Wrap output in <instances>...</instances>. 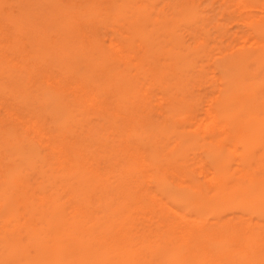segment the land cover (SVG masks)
<instances>
[{"label":"rangeland","instance_id":"1","mask_svg":"<svg viewBox=\"0 0 264 264\" xmlns=\"http://www.w3.org/2000/svg\"><path fill=\"white\" fill-rule=\"evenodd\" d=\"M0 20V220L5 219L0 221V233L8 230L0 234V264L50 260L54 237L48 235L51 233L45 224L56 232L59 225L70 228L65 230L64 236L70 237L65 250L63 244L52 254L75 251L84 256V250L90 248L93 253L87 256V264H183L181 249L172 240L164 239L172 216L173 236H179L182 224L201 228L197 248L203 255L208 253L213 264H225L229 258H237L239 264H264L262 247L251 248L252 253L246 250L254 234L263 236L264 242V231L261 235L258 228L264 225V0H0ZM254 103H258L259 110L252 115L250 107ZM220 110H228V116H222ZM235 132L243 136L241 141L231 137ZM80 158L84 159L82 164L77 162ZM70 164L71 170L67 171ZM250 177L254 181L248 182ZM140 179L144 185L139 184ZM159 202L164 205L160 206L163 214L158 215L155 206L161 205ZM179 212L187 214L185 220H181ZM34 223L43 225L44 231L39 230L42 235L47 233L42 240L45 245L41 243L43 236L33 229ZM38 234L40 241L34 238ZM95 236L101 237L94 239ZM104 237H109L108 242ZM241 239L247 240L244 245ZM201 254L195 257L201 260Z\"/></svg>","mask_w":264,"mask_h":264},{"label":"bare ground","instance_id":"2","mask_svg":"<svg viewBox=\"0 0 264 264\" xmlns=\"http://www.w3.org/2000/svg\"><path fill=\"white\" fill-rule=\"evenodd\" d=\"M7 1V0H6ZM32 2V1H31ZM100 2V1H99ZM98 2V3H99ZM186 2V1H185ZM197 2H198V0H197ZM36 3V2H35ZM47 4V3H46ZM189 4H190V2H189ZM94 5V4H93ZM98 5V4H97ZM32 6V5H31ZM51 6V5H50ZM91 7H92V5H91ZM18 8V7H17ZM182 8V7H181ZM52 10V9H51ZM260 10H261V8H260ZM54 11V10H53ZM73 11V10H72ZM58 12V11H57ZM63 12V11H62ZM166 12V11H165ZM71 13V12H70ZM168 13V12H167ZM14 14V13H13ZM60 15H62V13H59ZM68 15H69V13H67ZM2 16V15H1ZM75 16V15H74ZM73 16V17H74ZM70 17V16H69ZM107 17V16H106ZM32 18V17H31ZM62 18H64V16L62 17ZM109 18V17H108ZM107 18V19H108ZM93 19V18H92ZM109 19H112V18H109ZM142 18H140V20H141ZM17 20V19H16ZM50 20H51V18H50ZM49 20V21H50ZM53 20V19H52ZM79 20V19H78ZM1 21V20H0ZM10 21V20H9ZM30 21V20H29ZM32 21V20H31ZM2 22V21H1ZM48 22V21H47ZM62 22H63V19H62ZM89 22V21H88ZM93 22V21H92ZM259 22V21H258ZM22 23V22H21ZM94 23V22H93ZM45 24H46V22H45ZM91 24V23H90ZM112 24V23H111ZM4 25V24H3ZM25 25H27V24H25ZM47 25L48 26H50L48 23H47ZM79 25V24H78ZM198 25V24H197ZM19 26V25H18ZM18 26H16L15 25V27H17L18 28ZM97 26V25H96ZM113 26V25H112ZM78 27V26H77ZM84 27V26H83ZM166 27V26H165ZM9 28V27H8ZM7 28V29H8ZM96 28V27H95ZM94 28V29H95ZM3 29H4V27H3ZM2 29V30H3ZM55 29V28H54ZM196 30V29H195ZM223 30V29H222ZM9 31H10V29H9ZM9 31H7L8 33H9ZM52 31V30H51ZM6 32V33H7ZM52 32H54V31H52ZM251 32V31H250ZM249 32V33H250ZM1 34H2V32H1ZM24 34V33H23ZM91 35H92V33H90ZM89 34V35H90ZM4 35V34H3ZM11 35H12V33H11ZM126 35V34H125ZM202 35V34H201ZM254 35V34H253ZM25 36V35H24ZM34 36V35H33ZM97 35H95V37H96ZM8 37V36H7ZM189 37V36H188ZM204 37V36H203ZM248 37V36H247ZM187 38V37H186ZM16 39V38H15ZM14 39V40H15ZM21 39V38H20ZM252 39V38H251ZM8 40V39H7ZM26 40V39H25ZM254 40V39H253ZM1 41V40H0ZM16 41V40H15ZM109 41V40H108ZM255 41V40H254ZM10 41H8V43H9ZM4 43H6V42H4ZM14 43V42H13ZM12 43V44H13ZM32 43V42H31ZM254 43V42H253ZM113 44H115V43H113ZM3 45V44H2ZM9 45V44H8ZM22 45H23V43H22ZM41 45V44H40ZM55 45V44H54ZM138 45V44H137ZM212 45V44H211ZM234 45V44H233ZM240 45V44H239ZM253 45V44H252ZM24 46V45H23ZM255 46V45H254ZM6 47V46H5ZM33 47V46H32ZM60 47V46H59ZM58 47V48H59ZM109 47V46H108ZM259 47V46H258ZM19 48V47H18ZM38 48V47H37ZM115 48H117V47H115ZM242 48V47H241ZM256 48V47H255ZM34 49V48H33ZM82 49V48H81ZM31 50V49H30ZM115 50V49H114ZM114 50H113V52H114ZM39 51V50H38ZM45 51V50H44ZM60 51H61V49H60ZM59 51V52H60ZM3 52V51H2ZM29 52H31V51H29ZM28 52V53H29ZM127 52H128V50H127ZM5 53V52H4ZM19 53V52H18ZM62 53V52H61ZM126 53V52H125ZM132 53V52H131ZM7 54H8V52H7ZM33 54H34V52H33ZM141 54V53H140ZM147 54V53H146ZM8 55H10V54H8ZM40 55H42V54H40ZM117 55H118V53H117ZM1 56H2V54H1ZM1 56H0V58H1ZM18 56V55H17ZM63 56V55H62ZM61 56V57H62ZM65 56V55H64ZM149 56V55H148ZM250 56V55H249ZM4 57V56H3ZM37 57V56H36ZM39 57V56H38ZM81 57V56H80ZM120 57V56H119ZM8 58V57H7ZM16 58V57H15ZM23 58V57H22ZM115 58V57H114ZM247 58V57H246ZM13 59V58H12ZM39 59V58H38ZM34 60V59H33ZM63 60V59H62ZM150 60V59H149ZM6 61V60H5ZM16 61V59L14 60V62ZM8 62V61H7ZM14 62H12V63H14ZM20 62V61H19ZM36 62H37V60H36ZM27 63V62H26ZM52 63V62H51ZM51 63H49L50 65H51ZM5 64H6V62H5ZM19 64V63H18ZM22 64H24V62L22 63ZM54 64V63H53ZM157 64V63H156ZM56 65V64H55ZM65 65V64H64ZM11 66V65H10ZM25 66V65H24ZM62 66V65H61ZM69 66V65H68ZM13 67H14V65H13ZM47 67V66H46ZM54 67V66H53ZM74 67V66H73ZM58 68V67H57ZM160 68H162V67H160ZM50 70V72H51V67L49 68ZM145 70V69H144ZM156 70V69H155ZM211 70V69H210ZM60 71V70H59ZM153 71V70H152ZM45 72H47V70L45 71ZM134 72V71H133ZM69 74V73H68ZM72 74V73H71ZM57 76V75H56ZM43 77V76H42ZM51 77V76H50ZM71 78H73V77H71ZM70 78V79H71ZM126 78V77H125ZM132 78V77H131ZM262 78V77H261ZM264 78V77H263ZM65 79V78H64ZM74 79V78H73ZM72 79V80H73ZM69 80V79H68ZM249 80V79H248ZM54 81V80H53ZM66 81V80H65ZM74 81V80H73ZM167 81V80H166ZM178 81V80H177ZM61 82V81H60ZM59 82V83H60ZM72 82V81H71ZM162 82V81H161ZM7 83H8V81H7ZM46 83V82H45ZM53 83V82H52ZM52 83H51V85H52ZM74 83V82H73ZM260 83V82H259ZM33 84V83H32ZM32 84H30V86H33ZM46 84H49V82L48 83H46ZM56 84V83H55ZM63 84V82L60 84V85H62ZM67 84H68V82H67ZM67 84H64V86L66 85L67 86ZM50 85V84H49ZM69 85H71L70 83H69ZM75 85H77V84H75ZM88 85V84H87ZM84 86H86V85H84ZM221 87V86H220ZM63 88V87H62ZM89 88H90V86H89ZM84 89V88H83ZM88 89V88H87ZM123 89V88H122ZM88 90H90V89H88ZM184 90V89H183ZM66 91V90H65ZM74 91V90H73ZM73 91H72V93H73ZM83 91V90H82ZM81 91V92H82ZM68 92H71V91H69L68 90ZM156 92V91H155ZM22 93V92H21ZM78 93H80V91L78 92ZM84 93V92H83ZM87 93V92H86ZM160 93V92H159ZM80 94H82V93H80ZM144 94V93H143ZM259 94V93H258ZM74 95V94H73ZM79 95V94H78ZM94 95V94H93ZM191 95V94H190ZM77 96V95H76ZM102 97H103V95H102ZM101 97V98H102ZM107 98V97H106ZM118 98V97H117ZM178 98H179V96H178ZM0 99H2V98H0ZM5 100H6V98H4ZM73 99H74V97H73ZM114 99V98H113ZM159 99V98H158ZM4 100V101H5ZM114 100H116V99H114ZM113 100V101H114ZM203 100V99H202ZM102 101H104V100H102ZM207 101V100H206ZM9 102H10V100H9ZM11 102H12V100H11ZM19 102H21V101H19ZM116 102V101H115ZM257 102V101H256ZM85 103V102H84ZM103 103V102H102ZM101 103V104H102ZM29 104V103H28ZM32 104V103H31ZM61 104V103H60ZM99 104H100V102H99ZM115 104V103H114ZM195 104V103H194ZM1 105V104H0ZM8 105V104H7ZM13 105H14V103H13ZM12 105V106H13ZM85 105V104H84ZM98 105V104H97ZM106 105H107V103H106ZM105 105V106H106ZM175 105V104H174ZM206 105V104H205ZM204 105V106H205ZM257 105H258V103H257ZM257 105H255V103H254V106H252V107H250V112L252 113V115H255V114H258V110H259V108L257 107ZM2 106V105H1ZM16 106V105H15ZM34 106V105H33ZM17 107H18V105H17ZM35 107V106H34ZM103 107V106H102ZM227 107V106H226ZM6 109H7V106L5 107ZM4 108V109H5ZM96 108V107H95ZM208 108H209V106H208ZM11 109H12V107H11ZM10 109V110H11ZM23 109V108H22ZM22 109L20 110L19 108H18V110L19 111H22ZM37 108H35V110H36ZM113 109V108H112ZM228 109V108H227ZM13 110H14V108H13ZM12 110V111H13ZM41 110V109H40ZM208 110V109H207ZM212 110V109H211ZM14 111H16L17 112V110H16V108H15V110ZM29 111V110H28ZM31 111V110H30ZM104 110H102V112H103ZM7 112H8V110H7ZM7 112H6V114H7ZM25 112V111H24ZM109 112V111H108ZM193 112V111H192ZM220 112V114L222 115V116H228V110H220L219 111ZM46 113V112H45ZM97 113H98V111H97ZM115 113V112H114ZM195 113V112H194ZM199 113V112H198ZM249 113V112H248ZM5 114V115H6ZM18 114H19V112H18ZM18 114H17V116H18ZM22 114L23 113H21V117H22V120H23V116H22ZM26 114L28 115V112L26 111ZM42 114H44V111H43V113ZM121 114V113H120ZM123 114V113H122ZM15 115V114H14ZM27 115H25L24 114V116H27ZM31 115V114H30ZM124 115V114H123ZM128 115V114H127ZM176 115V114H175ZM247 115V114H246ZM249 115V114H248ZM10 116H11V114H10ZM19 116H20V114H19ZM84 116V115H83ZM135 116V115H134ZM176 116H178V115H176ZM211 116V115H210ZM213 116V115H212ZM12 117H13V114H12ZM11 117V118H12ZM15 117V116H14ZM20 117V118H21ZM28 117V116H27ZM42 117H44V116H42ZM214 118L216 117V119H217V116L216 115H214L213 116ZM25 118V117H24ZM30 118V117H29ZM28 118V119H29ZM157 118V117H156ZM260 118V117H259ZM7 119V118H6ZM31 119V118H30ZM35 119V118H34ZM33 119V120H34ZM42 119H44V118H42ZM142 118H140V120H141ZM144 119V118H143ZM151 119V118H150ZM215 119V120H216ZM4 120V119H3ZM18 120H19V117H18ZM24 120H26V119H24ZM32 120V119H31ZM31 120H30V122H31ZM32 120V121H33ZM136 120H138V118L136 117ZM215 120H213V122L215 123ZM142 121V120H141ZM149 121V120H148ZM12 122V121H11ZM29 122V123H30ZM40 122V121H39ZM128 122H130V120L128 121ZM146 122H147V120H146ZM194 122V121H193ZM32 123V122H31ZM47 123V122H46ZM148 123V122H147ZM150 123V122H149ZM217 123V122H216ZM16 124V123H15ZM19 124H20V122H19ZM49 124V123H48ZM131 124V123H130ZM134 124V123H133ZM143 124H145V122L143 123ZM24 125V124H23ZM34 125H36V124H34ZM33 125V126H34ZM37 125H41V124H37ZM120 125V124H119ZM216 125V124H215ZM127 126V125H126ZM143 126V125H142ZM36 127V126H35ZM147 127H149V126H147ZM157 127H158V125H157ZM187 127V126H186ZM197 127V126H196ZM202 127V126H201ZM213 127V126H212ZM31 128V127H30ZM134 128V127H133ZM146 128V127H145ZM189 128V127H188ZM218 128H220V127H218ZM221 128H223V127H221ZM24 129V128H23ZM127 129H128V127H127ZM148 129V128H147ZM150 129V128H149ZM227 130H228V128H226ZM40 130V129H39ZM39 130H38V132H39ZM114 130V129H113ZM126 130V129H125ZM155 130V129H154ZM223 130V129H222ZM225 130V129H224ZM139 131V130H138ZM169 131V130H168ZM187 131H189V130H187L186 129V132ZM34 132V131H33ZM127 132V131H126ZM153 132V131H152ZM225 132V131H224ZM227 132V131H226ZM28 133H30V131L28 132ZM54 133V132H53ZM56 133V132H55ZM148 133V132H147ZM22 135H23V133H21ZM27 134V133H26ZM34 134V133H33ZM35 134H36V132H35ZM39 133H37V135H38ZM61 134H62V132H61ZM64 134V133H63ZM150 134V133H149ZM1 136V135H0ZM82 136V135H81ZM216 136V135H215ZM247 136V135H246ZM39 137V136H38ZM59 138H60V136H58ZM67 137V136H66ZM203 137V136H202ZM231 137L234 139V140H237V141H241V137H243L241 134H239V133H237V132H235V133H233L232 135H231ZM3 138V137H2ZM25 138V137H24ZM39 138H41V137H39ZM55 138V137H54ZM78 138V137H77ZM119 138V137H118ZM120 138H123V136L122 137H120ZM152 138H153V136H152ZM158 138H159V136H158ZM157 138V139H158ZM201 138V137H200ZM1 139V138H0ZM42 139V138H41ZM125 139V138H124ZM155 139H156V137H155ZM214 139V138H213ZM3 140V139H2ZM27 140V139H26ZM72 140V139H71ZM71 140H70V142H71ZM216 140H217V138L215 139V142H216ZM1 141V140H0ZM52 141V140H51ZM75 141V140H74ZM130 141H132V140H130ZM3 142V141H2ZM25 142V141H24ZM102 142V141H101ZM123 142V141H122ZM129 142V141H128ZM134 142V141H133ZM207 142H209V140H207ZM223 142V141H222ZM227 142V141H226ZM235 142V141H234ZM9 143V142H8ZM51 143V142H50ZM50 143H48V144H50ZM55 143V142H54ZM66 143V142H65ZM68 143H69V141H68ZM75 143V142H74ZM91 143H92V141H91ZM91 143H90V145H91ZM131 143V142H130ZM212 143H213V141H212ZM39 144H40V142H39ZM56 144V143H55ZM77 144H78V142H77ZM136 144V143H135ZM169 144V143H168ZM65 145V144H64ZM89 145V146H90ZM131 145V144H130ZM130 145H128V146H130ZM177 145V144H176ZM60 146H62V145H60ZM71 146V145H70ZM69 146V147H70ZM132 146H134L133 144H132ZM137 146V145H136ZM167 146V145H166ZM192 146V145H191ZM237 146V145H236ZM27 148H28V146H26ZM100 147V146H99ZM140 147H141V145H140ZM235 147V146H234ZM8 148H9V145H8ZM41 148V147H40ZM105 148V147H104ZM121 148H122V145H121ZM124 148V147H123ZM126 148H127V146H126ZM136 148H138V147H136ZM143 148H145V147H143ZM158 148V150L160 151V150H162V149H159V147H157ZM232 148V147H231ZM48 149V148H47ZM56 149V148H55ZM54 149V150H55ZM65 149V148H64ZM112 149V148H111ZM196 149H198V148H196ZM247 149H249V148H247ZM67 150V149H66ZM71 150V149H70ZM98 150V149H97ZM119 150V149H118ZM132 150H133V147H132ZM191 150V149H190ZM234 150V149H233ZM72 151H73V149H72ZM71 151V152H72ZM80 151V150H79ZM82 151V150H81ZM113 151V150H112ZM129 151V150H128ZM196 151H198V150H196ZM69 152V151H68ZM71 152H69V154L71 153ZM126 152H127V150H126ZM137 152V151H136ZM138 152H139V148H138ZM233 152V151H232ZM42 153V152H41ZM62 154H63V152H61ZM133 153V152H132ZM134 153H135V147H134ZM133 153V154H134ZM168 153V152H167ZM196 153H198V152H196ZM238 153V152H237ZM55 154H56V152H55ZM144 154V153H143ZM8 155V154H7ZM95 155H96V157L98 156V153L97 152H95ZM103 155H104V153H103ZM112 155V154H111ZM160 155V154H159ZM244 155V154H243ZM248 155V154H247ZM123 156V155H122ZM128 156H129V154H128ZM162 156H164V155H162ZM223 156V155H222ZM257 156V158H258V155H256ZM82 157V156H81ZM138 157V156H137ZM156 157V156H155ZM221 157V156H220ZM236 157V156H235ZM250 157V156H249ZM34 158V157H33ZM61 158V157H60ZM68 158V157H67ZM73 158H74V156H73ZM113 158V157H112ZM200 158V157H199ZM256 158V157H255ZM86 159V158H85ZM111 159V158H110ZM133 159H135V158H133ZM143 159V158H142ZM236 159V158H235ZM245 159V158H244ZM247 159V158H246ZM262 159V158H261ZM23 160V159H22ZM60 160V159H59ZM71 160V159H70ZM111 160H114V159H111ZM128 160V159H127ZM145 160H147L146 158H145ZM144 160V161H145ZM260 160V159H259ZM39 161V160H38ZM57 161V160H56ZM81 162V164L84 162V159H79L77 162ZM98 161V160H97ZM133 161V160H132ZM165 161V160H164ZM180 161V160H179ZM179 161L178 162H176L177 164L179 163ZM194 161H196L195 159H194ZM221 161V160H220ZM255 161H257V160H255ZM254 161V162H255ZM18 163H19V161H17ZM21 162H23V161H21ZM128 162H129V160H128ZM139 162V161H138ZM170 162V161H169ZM181 162V161H180ZM183 162V161H182ZM238 162V161H237ZM254 162H253V164H254ZM259 162V161H258ZM257 162V163H258ZM54 163V162H53ZM57 163V162H56ZM73 163V162H72ZM131 163H133V164H135L134 162H130V164ZM143 163V162H142ZM260 163V162H259ZM262 163V162H261ZM47 164V163H46ZM52 164V163H51ZM60 164V163H59ZM81 164H80V166H81ZM85 164V163H84ZM87 164H88V162H87ZM102 164V163H101ZM145 164V163H144ZM161 164V163H160ZM210 164V163H209ZM238 164V163H237ZM264 164V163H263ZM21 165V164H20ZM23 165H24V163H23ZM22 165V166H23ZM49 166H50V164H48ZM127 165V164H126ZM164 165V164H163ZM170 165V164H169ZM255 165V164H254ZM58 166V165H57ZM62 166V165H61ZM60 166V167H61ZM71 166H72V164H70V167L69 168H67V171H70L71 170ZM89 166V165H88ZM96 166V165H95ZM102 166V165H101ZM122 166V165H121ZM128 166V165H127ZM133 166V165H132ZM135 166V165H134ZM133 166V167H134ZM148 166V165H147ZM166 166V165H165ZM207 166V165H206ZM21 167V166H20ZM54 168L56 167L55 165L53 166ZM85 167V166H84ZM94 167V166H93ZM125 167V166H124ZM132 167V168H133ZM144 167H145V165H144ZM164 167V166H163ZM171 167V166H170ZM174 167V166H173ZM198 167V166H197ZM240 167V166H239ZM43 168V167H42ZM59 168V167H58ZM154 168V167H153ZM172 168V167H171ZM177 168V166L175 167V169ZM194 168V167H193ZM209 168V167H208ZM235 168V167H234ZM254 168L256 169V166H254ZM258 168V167H257ZM105 169V168H104ZM109 169V168H108ZM126 169V168H125ZM127 169H129V168H127ZM126 169V170H127ZM134 169H135V167H134ZM143 169H145V168H143ZM143 169L141 170V171H143ZM150 169V168H149ZM168 169H170V168H168ZM167 169V170H168ZM1 170V169H0ZM22 170H24V169H22ZM56 170H57V168H56ZM61 170H62V168H61ZM160 170V169H159ZM171 170V169H170ZM184 170V169H183ZM58 171H59V169H58ZM64 171V170H63ZM116 171H117V169H116ZM135 171V170H134ZM146 171V170H145ZM149 171V170H148ZM148 171L146 172V174H148ZM151 171V170H150ZM153 171V170H152ZM205 171V170H204ZM237 171H239V170H237ZM104 172V171H103ZM120 172V171H119ZM126 171L124 170V174H126L125 173ZM157 172H158V169H157ZM156 172V173H157ZM176 172V171H175ZM177 172H179V171H177ZM201 172V171H200ZM228 172V171H227ZM261 172H263V171H261ZM50 173V172H49ZM85 173V172H84ZM118 173V172H117ZM129 173H130V170H129ZM135 173V172H134ZM160 173V172H159ZM162 173V172H161ZM215 173V172H214ZM226 173V172H225ZM229 173V172H228ZM227 173V174H228ZM238 173V172H237ZM239 173H240V171H239ZM23 174V173H22ZM36 174V173H35ZM47 174V173H46ZM54 174V173H53ZM56 174V173H55ZM67 174V173H66ZM88 174V173H87ZM101 174V173H100ZM123 174V175H124ZM128 174V173H127ZM126 174V175H127ZM131 174V173H130ZM129 174V175H130ZM152 174V173H151ZM178 174V173H177ZM180 174V173H179ZM202 174V173H201ZM204 174V173H203ZM78 175V173L76 174V176ZM85 175V174H84ZM107 175V174H106ZM155 175V174H154ZM164 175H166V174H164ZM224 175V174H223ZM226 175V174H225ZM229 175V174H228ZM258 175V174H257ZM263 175V174H262ZM26 176V175H25ZM31 176V175H30ZM81 176V175H80ZM85 176H87V175H85ZM118 176V175H117ZM121 176V175H120ZM139 176H140V174H139ZM152 176H153V174H152ZM166 176H169V174L168 175H166ZM165 176V177H166ZM175 176H177L176 175V173H175ZM179 176V175H178ZM181 176V175H180ZM204 176H205V174H204ZM215 176V174L213 175V177ZM221 176V175H220ZM245 176V175H244ZM261 176V175H260ZM4 177V176H3ZM82 177H84V176H82ZM125 177V176H124ZM123 177V178H124ZM127 177V176H126ZM150 177V176H149ZM154 177V176H153ZM172 176H170V178H171ZM182 177V176H181ZM228 177H230V176H228ZM233 176H231V178H232ZM256 177V176H255ZM258 177H259V175H258ZM33 178V177H32ZM80 178V177H79ZM117 178V180H118V177H116ZM122 178V179H123ZM136 178V177H135ZM134 178V179H135ZM138 178V177H137ZM140 178H141V176H140ZM152 178V177H151ZM161 178V177H160ZM225 178H226V176H225ZM37 179V178H36ZM40 179V178H39ZM44 179H45V177H44ZM72 179V178H71ZM128 179V178H127ZM227 179H229V178H227ZM234 179V178H233ZM237 179H239V178H237ZM236 179V180H237ZM35 180V179H34ZM60 180V179H59ZM62 180V179H61ZM130 180V179H129ZM138 181H139V179H137ZM136 180V181H137ZM142 179H140V182H139V184L142 182L141 181ZM149 180H151V179H149ZM226 180V179H225ZM224 179H222V181H225ZM247 180H248V182H252V181H254V179H252L251 177L250 178H247ZM36 181V180H35ZM35 181H33V182H35ZM38 181V180H37ZM78 181V180H77ZM91 181V180H90ZM92 181H93V179H92ZM133 181V180H132ZM135 181V182H136ZM204 181V180H203ZM217 181V180H216ZM44 182V181H43ZM110 182V181H109ZM118 182V181H117ZM134 182V183H135ZM148 182V181H147ZM154 182V181H153ZM171 182H172V180H171ZM170 182V183H171ZM175 182H176V180H175ZM179 182V181H178ZM221 182V181H220ZM23 183H25V182H23ZM30 183V182H29ZM32 183V182H31ZM89 183V182H88ZM92 183V182H91ZM111 183V182H110ZM123 183H125V182H123ZM126 183H127V181H126ZM133 183V182H132ZM173 183H174V181H173ZM234 183V182H233ZM232 183V184H233ZM26 184V183H25ZM36 184V183H35ZM40 184V183H39ZM93 184H94V182H93ZM137 184H138V182H137ZM146 184H148V183H146ZM221 184H222V182H221ZM225 184V183H224ZM223 184V185H224ZM235 184V183H234ZM242 184V183H241ZM240 184V185H241ZM253 184V183H252ZM12 185V184H11ZM27 185H28V183H27ZM48 185V184H47ZM127 185V184H126ZM140 185H144L143 183L142 184H140ZM230 185H231V183H230ZM229 185V186H230ZM243 185V184H242ZM246 185V184H245ZM35 186V185H34ZM101 186V185H100ZM133 186H135V188H136V185H133ZM139 186V185H138ZM148 186V185H147ZM173 186V185H172ZM179 186V185H178ZM216 186V185H215ZM46 187V186H45ZM116 187V186H115ZM114 187V188H115ZM128 187H129V185H128ZM131 187H132V185H131ZM130 187V188H131ZM144 187H146V186H143V190H147V189H145ZM150 187V186H149ZM184 187H186V186H184ZM189 187V186H188ZM221 187H222V185H221ZM220 187V188H221ZM227 187H228V185H227ZM231 187H233L232 185H231ZM244 187H247V186H244ZM11 188V187H10ZM26 187H24V189H25ZM94 188V187H93ZM118 188H123L122 186L120 187H118ZM134 188V189H135ZM139 188H141V187H139ZM147 188V187H146ZM152 188V187H151ZM151 188L149 189V192H150V190H151ZM178 188V187H177ZM218 188V187H217ZM219 188V189H220ZM224 188V187H223ZM229 188V187H228ZM242 188V187H241ZM255 188V187H254ZM23 189V188H22ZM23 189V190H24ZM34 189H36V187L34 188ZM83 189V188H82ZM85 189V188H84ZM87 189V188H86ZM100 189H103V187L102 188H100ZM117 189V188H116ZM124 189V188H123ZM197 189V188H196ZM196 189H195V191H196ZM203 189V188H202ZM213 190H214V188H212ZM233 189V188H232ZM243 189V188H242ZM7 190V189H6ZM11 190V189H10ZM29 190H31V188H29ZM28 190V191H29ZM120 190V189H119ZM126 188H125V190L123 191V192H125L126 193ZM141 190H142V188H141ZM159 190V189H158ZM229 190H231V189H228V191ZM82 191V190H81ZM87 191V190H86ZM101 191V190H100ZM103 191H104V189H103ZM110 191V190H109ZM117 191V190H116ZM120 191H122V190H120ZM128 191V190H127ZM133 191V190H132ZM136 191H137V189H136ZM140 191V190H139ZM160 191V190H159ZM217 191V190H216ZM9 192V191H8ZM30 192V191H29ZM28 192V193H29ZM46 192V191H45ZM102 192V191H101ZM106 192V191H105ZM141 192V191H140ZM143 193H145L144 191H142ZM146 192H148V190L146 191ZM201 192V191H200ZM213 192V191H212ZM14 193V192H13ZM36 193H38V192H36ZM59 193V192H58ZM125 193H123L122 195H124ZM152 193V192H151ZM150 193V194H151ZM157 193V192H156ZM255 193V192H254ZM253 193V194H254ZM30 194V193H29ZM39 194V193H38ZM47 194V193H46ZM49 194V193H48ZM53 194V193H52ZM108 194V193H107ZM118 194H119V192H118ZM139 194V193H138ZM141 195L140 196H142V193H140ZM147 194V193H146ZM220 194V193H219ZM252 194V195H253ZM263 194V193H262ZM15 195V194H14ZM40 195V194H39ZM43 195V194H42ZM159 194H157V196H158ZM251 195V194H250ZM249 195V196H250ZM27 196V195H26ZM45 196V195H44ZM46 196H48V195H46ZM51 196V195H50ZM113 196V195H112ZM150 196V195H149ZM161 196V195H160ZM40 197V196H39ZM120 197V196H119ZM147 197H148V195H147ZM146 197V198H147ZM150 197H152V196H150ZM50 199H51V197H49ZM106 198V197H105ZM142 198V197H141ZM156 198H158V197H156ZM163 198V197H162ZM161 198V199H162ZM107 199V198H106ZM140 199V198H139ZM154 199V198H153ZM159 199H160V197H159ZM160 199V200H161ZM43 200V199H42ZM124 200V199H123ZM126 200V199H125ZM125 200H124V202H125ZM149 201H150V199H148ZM147 200V201H148ZM155 200V199H154ZM157 200V199H156ZM167 200H168V198H167ZM44 201V200H43ZM71 201V200H70ZM129 201V200H128ZM137 200H135V202H136ZM158 201V200H157ZM51 202V201H50ZM88 202V201H87ZM134 202V201H133ZM134 202V203H135ZM143 202V201H142ZM164 201L162 200V203H163ZM47 203H49V202H47ZM127 203V202H126ZM140 203V202H139ZM145 203V205H146V202H144ZM144 203H141V204H143L144 205ZM155 203V202H154ZM162 203H160L159 202V204H161V205H158L157 204V206H155V208H157V214H158V212H159V214L161 213V211H160V206H163L162 205ZM57 204V203H56ZM55 204V205H56ZM71 204V203H70ZM93 204V203H92ZM130 204H131V201H130ZM230 204V203H229ZM48 205V204H47ZM54 205V206H55ZM73 205V204H72ZM128 205H129V203H128ZM137 205V204H136ZM144 205V206H145ZM149 205V204H148ZM80 206V205H79ZM105 206V205H104ZM134 206V205H133ZM152 207H153V205H151ZM174 206V205H173ZM262 206V205H261ZM47 207V206H46ZM45 207V208H46ZM92 207V206H91ZM146 207V206H145ZM204 207V206H203ZM232 207V206H231ZM230 207V208H231ZM255 207V206H254ZM253 207V208H254ZM257 207V206H256ZM48 208H51V207H48ZM71 208V207H70ZM144 208V207H143ZM148 208V207H147ZM163 208V207H162ZM174 208V207H173ZM181 208H182V206H181ZM25 209V208H24ZM47 209V208H46ZM128 209V208H127ZM211 209V208H210ZM212 209H213V207H212ZM49 210V209H48ZM144 210V209H143ZM149 210H150V208H149ZM39 211H41L40 209L38 210V212ZM49 211H51V212H53L52 210H49ZM93 211H95V210H93ZM124 211H125V209H124ZM167 212H168V210H166ZM256 211V210H255ZM154 212V211H153ZM191 212V211H190ZM214 212H216V211H214ZM257 212H259V210L257 211ZM45 213V212H44ZM43 213V215H47V214H44ZM47 213V212H46ZM55 212H53V214H54ZM85 213V212H84ZM156 213V212H155ZM195 213V212H194ZM194 213H192V214H194ZM207 213H208V211H207ZM239 213V212H238ZM57 214V213H56ZM55 214V215H56ZM72 214V213H71ZM74 214V213H73ZM93 214V213H92ZM95 214V213H94ZM120 214V213H119ZM138 214V213H137ZM142 214V213H141ZM158 214V215H159ZM161 214H163V213H161ZM186 214V213H185ZM184 213H181V212H179V214H178V216L181 218V220H185V218H186V215H185ZM232 214H233V212H232ZM232 214H231V216H232ZM109 215V214H108ZM135 215H136V213H135ZM166 215V214H165ZM230 215V214H229ZM239 216H241L240 215V213L238 214ZM246 215V214H245ZM255 215V214H254ZM6 216V215H5ZM38 216V215H37ZM36 216V217H37ZM41 216V214L38 216V217H40ZM93 216V215H92ZM151 216H152V214H151ZM155 216V215H154ZM157 216V215H156ZM155 216V217H156ZM167 216V215H166ZM194 216H196V215H194ZM243 216V215H242ZM257 216V215H256ZM35 217V216H34ZM35 217V218H36ZM37 217V218H38ZM44 217V216H43ZM116 217V216H115ZM133 217V216H132ZM197 218H198V216H196ZM229 217V216H228ZM47 218H49V215H48V217ZM46 218V219H47ZM113 218V217H112ZM141 218V217H140ZM146 218H147V216H146ZM164 216L162 215V219H163V221H165L164 220ZM174 218H176V217H174ZM192 218V217H191ZM203 218V217H202ZM209 218V217H208ZM211 218H214V216H212L211 215ZM226 218V217H225ZM243 218V217H242ZM241 218V219H242ZM248 218V217H247ZM259 218V217H258ZM1 219V218H0ZM2 219H3V221L5 220L3 217H2ZM50 219V222H51V224H52V221H54V220H52L51 221V218H49ZM115 219V218H114ZM117 219V218H116ZM137 219V218H136ZM161 219V218H160ZM161 219V220H162ZM168 219V218H167ZM172 219H173V216H172V218H171V223H166L167 224V230L165 229V231H164V235L166 236L164 239H166L168 242H170L171 240H172V242H174V243H176V246L178 247V248H180L181 249V253L179 254L180 255V258L183 260V264H213V262H211V257L209 256V254L208 253H204V255L203 254H201V252H200V249L199 248H197L199 245H200V243H201V237H200V234H199V232H200V230H201V228L200 227H195V228H192V224H182L181 226H180V228H181V231H180V234H179V236H173V223H172ZM201 219V218H200ZM224 219V218H223ZM222 219V220H223ZM228 219H230V218H228ZM23 220V219H22ZM36 220V219H35ZM41 220H42V222H44L43 221V219L41 218ZM41 220H40V222H41ZM102 220V219H101ZM118 221L119 220H122V219H117ZM116 220V221H117ZM159 220V219H158ZM176 220V219H175ZM177 220H178V217H177ZM197 220V219H196ZM215 220H216V218H215ZM225 220V219H224ZM223 220V221H224ZM238 220V219H237ZM236 220V221H237ZM240 220V219H239ZM255 220L256 219H254V223H255ZM264 220V219H263ZM1 221V220H0ZM3 221H1V222H3ZM107 221V220H106ZM125 221V220H124ZM130 223H131V218H130ZM135 221V220H134ZM211 221V220H210ZM212 221H214V220H212ZM231 221V220H230ZM230 221H228V223L230 222ZM246 221V220H245ZM36 222H38V219H37V221ZM41 222V223H42ZM68 222H69V219H68ZM110 222H111V218H110ZM115 222V221H114ZM128 222V221H127ZM156 222V221H155ZM177 222V221H176ZM175 222V223H176ZM188 222V221H187ZM216 222V221H215ZM220 222V221H219ZM222 222V221H221ZM258 222H259V220H258ZM21 223V222H20ZM48 223V222H47ZM55 223H56V221H55ZM91 222H89L87 225H89ZM109 223V222H108ZM108 223L106 224V225H108ZM121 223V222H120ZM119 223V224H120ZM129 223V222H128ZM129 223V224H130ZM164 223V222H163ZM194 223V222H193ZM211 223V222H210ZM209 223V224H210ZM226 223V222H225ZM224 223V224H225ZM231 223V222H230ZM254 223H253V225H254ZM260 223V222H259ZM66 224H67V222H66ZM71 224V223H70ZM86 224V223H85ZM104 224V223H103ZM102 224V225H103ZM127 224V223H126ZM134 224V223H133ZM133 224H131L132 226H133ZM138 224V223H137ZM212 224V223H211ZM215 224V223H214ZM217 224V223H216ZM232 224V223H231ZM6 225V224H5ZM5 225L3 226L4 228H5ZM17 225V224H16ZM22 225V224H21ZM34 225L35 226H33V229L36 231V232H38L40 235H41V237H42V239H41V243L43 242L42 240H44L43 238H45L44 236L47 234H45L44 233V235H42L41 234V232H42V230H43V228L45 227V229L48 231H50V233L52 234H48V235H50V236H52V237H54V239H51V243H52V245L50 246L51 247V256H50V260H45V259H40V260H35V261H31L30 262V264H43V263H46V262H48L49 261V264H87V262L88 263H90V261H89V258L87 257L88 255H92V251H91V249L90 248H88V250L87 249H85L84 251H85V255L83 256H81L79 253H75V251H73V252H69V253H67V254H63V255H57V254H55V253H53L52 254V251H58V249L61 247L62 248V246L61 245H63L64 244V250H65V245H66V243H69L70 242V237H68V236H64L65 234H66V232H65V230H70V228L68 227V229H65V228H63L64 226H58V232H56L57 231V229H56V231H55V228H54V230L50 227V225L49 224H45L44 225V227H43V225H38V226H36V223H34ZM53 225V224H52ZM72 225V224H71ZM87 225H85V226H87ZM101 225V226H102ZM111 225V224H110ZM125 225V224H124ZM124 225H122V227H124ZM207 225V224H206ZM238 225V224H237ZM240 225V224H239ZM244 225V224H243ZM1 226V225H0ZM27 226V225H26ZM29 226V225H28ZM54 226V225H53ZM67 226V225H66ZM84 226V227H85ZM95 226V225H94ZM135 226V225H134ZM152 226V225H151ZM150 226V227H151ZM163 226V225H162ZM209 226V225H208ZM214 226H216V225H213V227ZM219 226H220V224H219ZM218 226V227H219ZM222 226V225H221ZM255 226V225H254ZM7 227V226H6ZM71 227H73V226H71ZM88 227V226H87ZM128 227V226H127ZM131 227V226H130ZM138 227V226H137ZM149 227V226H148ZM217 227V228H218ZM224 227H225V225H224ZM231 227H232V225H231ZM234 227V226H233ZM1 228V227H0ZM29 228V227H28ZM27 228V229H28ZM30 228H31V226H30ZM42 229V230H39V229ZM81 228V227H80ZM114 228H118V227H115L114 226ZM124 228H126V226L124 227ZM144 228V227H143ZM147 228V227H146ZM145 228V229H146ZM205 228V227H204ZM207 228V227H206ZM205 228V229H206ZM220 228V227H219ZM243 228V227H242ZM250 228V227H249ZM258 228H261L260 230H261V235H262V231H264V225H260V226H258ZM12 229V228H11ZM24 229V228H23ZM31 230V231H34V230ZM88 229L90 230L91 228H89L88 227ZM93 229V228H92ZM96 229V228H95ZM100 229V228H99ZM98 229V230H99ZM120 229V228H119ZM122 229V228H121ZM128 229V228H127ZM178 229V228H177ZM205 229H202V231L204 230L205 231ZM227 229V231L229 230L228 228H226ZM226 229H224V230H226ZM244 229H245V226H244ZM244 229H242L243 230V232H244ZM101 231H102V229H100ZM106 230H107V228H106ZM116 230V229H115ZM115 230H112V231H115ZM123 230V229H122ZM214 230V229H213ZM219 230V229H218ZM221 230H223V229H221ZM234 230V229H233ZM232 230V231H233ZM238 230V229H237ZM260 230H258V231H260ZM2 231H3V229H2ZM4 231H5V229H4ZM7 232H8V230H6ZM5 231V232H6ZM16 231H18V229L16 230ZM16 231H15V233H16ZM20 231V230H19ZM26 231H30V230H26ZM44 231V230H43ZM83 231H85V232H87L86 231V228H84V230ZM104 231V230H103ZM102 231V232H103ZM119 231H121V230H119ZM125 231V229L123 230V232ZM255 231H257V230H255ZM257 231V232H258ZM5 232H3V233H5ZM10 232V231H9ZM27 232V233H28ZM93 232V231H92ZM122 232V231H121ZM120 232V233H121ZM134 232V231H133ZM229 232H230V230H229ZM228 232V233H229ZM240 232V231H239ZM249 232V231H248ZM3 233H0V234H3ZM14 232L12 231V234H13ZM14 233V234H15ZM19 233V232H18ZM21 233V232H20ZM29 233H31V232H29ZM68 233H70V231H68ZM83 233V232H82ZM99 233V232H98ZM113 233V232H112ZM130 233V232H129ZM141 233V232H140ZM154 233V232H153ZM159 233V232H158ZM224 233V232H223ZM227 233V232H226ZM241 233V232H240ZM245 234H246V232H244ZM250 233H251V231H250ZM11 234V233H10ZM25 234H26V232H25ZM38 234V235H39ZM85 234V233H84ZM83 234V235H84ZM95 234H97V232L95 231V233H94V235ZM115 234V233H114ZM133 234V233H132ZM144 234V233H143ZM146 234V233H145ZM162 234V233H161ZM220 234H221V231H220ZM4 235V234H3ZM3 235H1V236H3ZM16 235V234H15ZM33 236H34V233L32 234ZM38 235H35L36 237H34V238H37V240H39V238H40V235L38 236ZM82 235V234H81ZM86 235V234H85ZM99 235H101V234H99ZM108 236H109V234H107ZM118 235V234H117ZM116 235V236H117ZM124 235V234H123ZM140 235V234H139ZM157 235V234H156ZM222 235V234H221ZM242 235V237H243V234H241ZM247 236L248 235H250L251 236V234H249V233H247L246 234ZM246 235H244V236H246ZM9 236H11V235H9ZM12 236H14V235H12ZM26 236H27V234H26ZM71 236H73V234H71ZM79 236V235H78ZM88 236V235H87ZM102 236V235H101ZM100 236V237H101ZM115 235H114V237H116ZM119 236H122V234L121 235H119ZM119 236H117V237H119ZM150 236V235H149ZM240 236V235H239ZM238 236V237H239ZM4 237V236H3ZM16 237V236H15ZM19 237V236H18ZM75 237V236H74ZM81 237V236H80ZM83 237H85V236H83ZM83 237H81L82 239H83ZM91 238H92V236H90ZM90 237H89V241H90ZM100 237H97V236H95L94 237V239L96 238V239H98V238H100ZM103 237V236H102ZM106 237V236H105ZM104 237V238H105ZM113 237V238H114ZM125 237V236H124ZM130 237V236H129ZM138 237V236H137ZM139 237H141V236H139ZM151 237V236H150ZM2 238V237H1ZM14 238V237H13ZM33 238V239H34ZM103 238V239H104ZM107 238H109V237H107ZM107 238H105L106 239V242H108L107 240ZM112 238V237H111ZM121 237H119V239H120ZM126 238H127V236H126ZM131 238H132V235H131ZM154 238H155V236H154ZM153 238V239H154ZM161 238V237H160ZM162 238H163V236H162ZM262 238H263V236L261 237L260 235H258V234H254L253 235V238L251 239V241H249V242H247L248 244H251V245H248V247H247V249H246V246H245V249L246 250H248V249H250V252L252 253V251H254V250H251V248L253 249V247H255V248H263V249H260V250H264V242H261L262 241ZM29 239H30V237H29ZM46 239V238H45ZM74 239V238H73ZM79 238H77V240H76V243L77 242H79V240H78ZM85 239V238H84ZM121 239H123V238H121ZM136 239V238H135ZM222 239V238H221ZM226 239L229 241V239H230V235L229 236H226ZM225 239V240H226ZM248 239V238H247ZM2 240H5V239H2ZM36 240V241H37ZM75 240V239H74ZM124 240V239H123ZM122 240V241H123ZM145 240H147L146 238H145ZM166 240H164L165 241V243H167L166 242ZM242 240V239H241ZM245 242H244V241ZM242 241H243V245H244V243H246V239H243ZM18 241V240H17ZM31 241V240H30ZM40 241V240H39ZM45 241V240H44ZM49 241V240H48ZM61 241V242H60ZM83 241V240H82ZM87 241V243H88V240H85V242ZM93 241V240H92ZM126 241V240H125ZM151 241V240H150ZM153 241V240H152ZM155 241V240H154ZM153 241V242H154ZM222 241V240H221ZM223 241H224V239H223ZM242 241H240V242H242ZM38 242V241H37ZM47 242V241H46ZM94 242V241H93ZM100 242L102 243V241L100 240ZM106 242H105V245H106ZM146 242V241H145ZM149 242V241H148ZM147 242V243H148ZM226 243H227V241H225ZM224 242V243H225ZM12 243V242H11ZM10 243V244H11ZM44 243V242H43ZM42 243V244H43ZM48 243V242H47ZM87 243H85V244H87ZM95 243V242H94ZM100 243V244H101ZM109 243H111V242H109ZM119 243H121V241L119 242ZM161 243H163L162 241H161ZM160 243V244H161ZM173 243V244H174ZM0 244H3V241L2 242H0ZM24 244V243H23ZM41 244V245H42ZM46 243H44L43 245H45ZM78 244V243H77ZM76 244V245H77ZM84 244V245H85ZM113 244H114V242H113ZM111 245V246H114V245ZM127 244H129V243H127ZM149 244V243H148ZM151 244H152V242H151ZM154 244V243H153ZM156 244V243H155ZM164 244V243H163ZM227 244H230V241L227 243ZM237 244V243H236ZM242 244V243H241ZM116 245V244H115ZM158 245V244H157ZM238 245H239V243H238ZM67 246V245H66ZM107 246H109V244L107 245ZM122 246V245H121ZM127 246V245H126ZM129 246V245H128ZM140 246V245H139ZM145 246V245H144ZM154 246H156V245H154ZM161 246V245H160ZM164 246V245H163ZM165 246H166V244H165ZM169 246V245H168ZM225 246V245H224ZM229 246V245H228ZM231 247H232V245H230ZM233 246H235L234 244H233ZM28 247V246H27ZM95 247V246H94ZM99 248H100V245L98 246ZM116 247V246H115ZM147 247V246H146ZM151 247V246H150ZM231 247H227V248H230V249H232ZM241 247H242V245H241ZM48 249H49V247H47ZM109 248V247H108ZM122 248V247H121ZM130 248L132 249V247L130 246ZM136 248H137V246H136ZM140 248V247H139ZM149 248V247H148ZM155 248V247H154ZM154 248H152L151 249V251H153V249ZM203 248V247H202ZM236 248H238V247H236L235 246V249ZM244 248V247H243ZM46 249V248H45ZM48 249H46V250H48ZM82 249H84V248H82ZM116 249V248H115ZM129 248H127V250H128ZM194 249V251L195 252H193L192 250ZM61 250V249H60ZM101 250V249H100ZM100 250H99V252H100ZM104 250V249H103ZM122 250H123V248H122ZM134 250V249H133ZM132 250V251H133ZM147 250V249H146ZM150 250V249H149ZM237 250V249H236ZM259 250V251H260ZM9 251V250H8ZM108 251V250H107ZM114 251V250H113ZM118 251V250H117ZM117 251H115V253L117 254ZM120 251V250H119ZM142 251V250H141ZM143 251H145L144 249H143ZM151 251H149V252H151ZM240 251H241V249H240ZM244 250H242V252H243ZM257 251V250H256ZM109 252H110V250H109ZM135 252V251H134ZM236 251H233V253H235ZM248 252V251H247ZM246 252V253H247ZM264 252V251H263ZM127 253H130V251H128ZM138 253H140V252H138ZM145 253H146V251H145ZM148 253V252H147ZM256 253V252H255ZM60 254H62V253H60ZM119 254V253H118ZM133 254H135V253H133ZM200 254H201V260H198L195 256H200ZM244 254V253H243ZM259 254V253H258ZM57 255V256H56ZM119 255H121V253L119 254ZM142 255V257H143V253L141 254ZM147 255H149V254H147ZM233 255V254H232ZM6 256V255H5ZM19 256V255H18ZM124 256H125V253H124ZM137 255H135V257H136ZM234 256V255H233ZM232 256V257H233ZM256 256V255H255ZM258 256V255H257ZM11 257V256H10ZM40 257H41V255H40ZM86 257V258H85ZM96 257H98V255L96 256ZM100 257V256H99ZM134 257V258H135ZM235 257H237V253H236V256H234V258ZM246 257H247V254H246ZM260 257V256H259ZM83 258H84V262H83ZM101 258H104V257H101ZM113 257H111V259H112ZM129 258V257H128ZM137 259V258H136ZM149 259V258H148ZM236 259L237 258H235V259H227L226 260V262H225V264H239V263H237L236 262ZM251 259V258H250ZM103 260V259H102ZM102 260L100 261V262H102ZM107 260V259H106ZM140 260V259H139ZM143 260V259H142ZM240 260V259H239ZM249 260V259H248ZM254 260H256V259H254ZM153 261H155V260H153ZM238 261V260H237ZM253 261V260H252ZM262 261H264V260H262ZM97 262H99L98 260H97ZM105 262H107V261H105ZM108 262H110V261H108ZM142 262V261H141ZM141 262L139 261L138 263L139 264H141ZM221 261L220 260H218V262L217 263H220ZM240 262V261H239ZM104 263V262H103ZM251 263V262H250ZM253 263V262H252ZM264 263V262H263ZM123 264V263H122ZM142 264H144V263H142ZM155 264V263H154ZM158 264V263H157ZM240 264H242V263H240ZM246 264V263H245Z\"/></svg>","mask_w":264,"mask_h":264}]
</instances>
